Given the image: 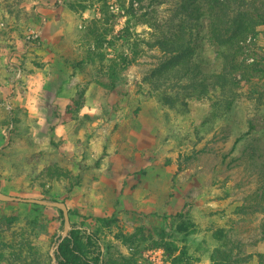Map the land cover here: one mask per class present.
Listing matches in <instances>:
<instances>
[{
  "label": "rangeland",
  "instance_id": "374dc122",
  "mask_svg": "<svg viewBox=\"0 0 264 264\" xmlns=\"http://www.w3.org/2000/svg\"><path fill=\"white\" fill-rule=\"evenodd\" d=\"M181 2L0 0V190L66 202L77 213L70 214L72 227L98 231L115 257L131 255L119 234L147 227L161 243L157 229L163 219L169 230L185 207L196 232L172 240L196 264H212L220 229L241 243L242 264H258L264 253L261 182L247 157L231 159L243 149L233 153L232 133L247 131L248 120L264 125V106L258 111L244 100L221 131L202 137L198 129L208 102L193 99L190 113L180 116L161 106L145 80L162 58L154 44L175 29ZM257 45L264 52L263 34ZM199 52L215 58L206 39ZM241 90L248 92L250 85ZM82 91L73 119L67 107ZM3 115L14 117L15 125L3 127ZM49 164L80 176V183L70 191L69 180L53 181L42 192L36 177ZM32 209L0 203V217H21ZM40 214L46 232L37 245L45 257L64 223L54 211ZM112 217L110 224L100 220ZM144 243L138 264H171L164 248L153 247V240Z\"/></svg>",
  "mask_w": 264,
  "mask_h": 264
},
{
  "label": "trees",
  "instance_id": "16d2710c",
  "mask_svg": "<svg viewBox=\"0 0 264 264\" xmlns=\"http://www.w3.org/2000/svg\"><path fill=\"white\" fill-rule=\"evenodd\" d=\"M178 9L181 17L175 29L154 44L161 51L162 58L145 79L150 92L156 94L161 106L186 116L190 113L191 100H206L209 109L198 129L202 137L221 131L222 125L227 123L244 100L260 111L264 106V91L261 90L264 89V52H259L257 43L259 36L264 35V0H182ZM93 33L90 32L91 38ZM204 39L213 49L214 60L200 55V42ZM95 42L100 46L101 38L96 37ZM137 56L136 51L134 62ZM123 61L128 65L131 62L126 58ZM242 84L250 85V90L242 91ZM84 95L82 91L80 99L73 100L72 105L67 107L66 115H72L74 119L82 107L81 98ZM15 122L14 117L3 115L1 124L9 128ZM246 123L247 131L232 133L236 137L233 153L240 147L243 149L240 157L232 154L231 162L248 158L249 165L261 182L259 205H263L264 143L261 142H264V136L257 135L264 129V125L253 120ZM227 158V155H222V162H227ZM36 180L42 192L53 181L69 180L71 191L80 183V176H71L70 171L57 164H49L40 171ZM39 199L56 201L47 196H40ZM32 206L35 210L32 209L34 212L31 214L0 217V264H52L51 256L44 257L37 245V241L46 232V223L41 219L40 212L54 211L64 223L63 213L56 208L36 204ZM72 212L69 210V214ZM166 219H163L164 226L157 229L161 243L154 240L152 230L147 227H140L132 235L119 234L118 238L131 250V255L127 257H115L111 246L103 243L98 231L74 227L69 237L59 245L56 252L58 263L138 264L144 242L153 240V247L161 246L172 256L171 264H196L188 255L186 247L180 248L172 240L177 234L185 240L196 232L195 224L190 222L189 209L184 207L173 216L169 230ZM100 220L106 224L115 222L113 217ZM214 237L219 245L211 254L212 264H242L246 261L241 256V243L229 239L221 229L214 233ZM262 238L264 241V223ZM258 264H264V253L258 254Z\"/></svg>",
  "mask_w": 264,
  "mask_h": 264
},
{
  "label": "water",
  "instance_id": "95a60500",
  "mask_svg": "<svg viewBox=\"0 0 264 264\" xmlns=\"http://www.w3.org/2000/svg\"><path fill=\"white\" fill-rule=\"evenodd\" d=\"M0 202H16V203H26V204H36L44 207L56 208L63 213L64 218V227L63 231L58 235L55 243L53 244L50 250L51 263L59 264L56 256V252L59 249L60 243L67 237H69V233L72 231L73 227L71 225L69 208L67 204L63 201H53L49 199H39V198H24L19 196H13L4 193L0 190Z\"/></svg>",
  "mask_w": 264,
  "mask_h": 264
},
{
  "label": "crops",
  "instance_id": "0c3cea01",
  "mask_svg": "<svg viewBox=\"0 0 264 264\" xmlns=\"http://www.w3.org/2000/svg\"><path fill=\"white\" fill-rule=\"evenodd\" d=\"M51 23H54V21H50ZM48 25H49V23H48Z\"/></svg>",
  "mask_w": 264,
  "mask_h": 264
}]
</instances>
